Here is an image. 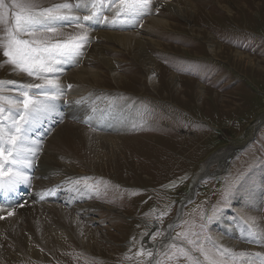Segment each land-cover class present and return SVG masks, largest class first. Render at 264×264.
Returning <instances> with one entry per match:
<instances>
[{"label": "rangeland", "instance_id": "obj_1", "mask_svg": "<svg viewBox=\"0 0 264 264\" xmlns=\"http://www.w3.org/2000/svg\"><path fill=\"white\" fill-rule=\"evenodd\" d=\"M16 3L93 19L55 20L20 33L49 46L87 36L79 54L53 49L51 72L14 71L0 47V163L7 173L0 179L16 170L11 161L26 150L23 131L37 124V151L47 143L57 173L36 186L57 188L59 197L39 203L54 202L69 214L37 207L63 242L49 245L25 227L36 257L7 232L0 264H264V244L234 249L220 241L234 225L242 245L264 242V0H149L143 9L132 0H2L0 41L15 27ZM63 4L72 7H54ZM109 33L138 38L143 52ZM25 92L34 102L28 112ZM89 115L128 119L111 130ZM63 123L117 135L122 151L109 154L111 163L92 165L54 144ZM10 136L18 137L14 149ZM250 211L257 213L256 230L245 216Z\"/></svg>", "mask_w": 264, "mask_h": 264}, {"label": "bare ground", "instance_id": "obj_2", "mask_svg": "<svg viewBox=\"0 0 264 264\" xmlns=\"http://www.w3.org/2000/svg\"><path fill=\"white\" fill-rule=\"evenodd\" d=\"M108 37H110L111 39L113 38V39L119 40L123 42L124 44H127V42L135 43L137 47H140V50H142V47L144 46L143 42L141 43V41L138 38L136 37L133 38L125 34L116 35L114 33H109ZM233 54L236 55L237 60L246 61L247 63H251L249 56L242 54L239 51H234ZM143 56H144L143 59L145 61L144 63L147 65V67L150 68L151 64H150L149 58L145 55ZM114 78L118 79L117 76H115ZM171 78L174 80L177 79L174 74H171ZM58 112H59L58 114L59 118L58 120H55L56 122L61 121L60 115L62 114L60 113V111ZM64 113H67V110L64 111ZM88 117L92 120L93 124L97 122L101 124L100 126L103 129L108 128L111 130L120 129L126 123L128 119V117L126 116H123L121 119H118L117 117L112 116L110 118H107V120L96 118L94 115L93 116L89 115ZM35 121L37 122V119ZM64 124L65 123L57 126L56 130L58 129L59 130L53 136L54 144L62 148L63 150L67 149L69 152L73 153V155L78 156V158L79 157L85 158V160L92 163V165L99 164L100 162L104 165L108 164V162L111 163L112 159L110 160L108 159V157L110 156L109 154H114L116 152L119 153L120 151H122L119 145L121 144L120 142L121 140L119 139V137H117V135L112 136L109 133L100 134V133H95V132H89V131H86L85 129L83 132L81 130L71 128ZM37 130H38L37 124L34 126V128L27 127L26 129H24L23 135L21 136L20 140L24 144L23 148L26 150L25 151L16 150L17 156H16L15 161L17 162L14 163L16 170H9V176L7 178L0 179V183L5 184L4 188H0V200L2 201L0 204L4 206L6 205L9 206L7 211L0 212V217H2L0 218V244H1V240H3V238L5 239L6 236L8 235L7 232H10L11 237H13L18 242L19 248L24 249L26 252L29 253V255L31 254L36 257L37 255H39V252L37 251V248H35L33 244L31 243L32 239H30L29 236H26L24 234L23 230H26L25 227H27L28 229H32L31 231L33 232L34 235H37V233H40L42 236L40 235L39 236L42 237L43 240L49 245L52 244L51 242L53 243L58 242V241L63 242V238H60L62 231L59 234L58 231L54 232L50 230L48 228L50 226H48L45 220L39 216L40 214L37 212L38 211L37 207L43 206V207L52 208L54 209L53 211L57 212L58 215L62 218L66 217L65 214L67 213L64 211V209H61L54 202H52L53 204L51 202L48 204L39 203L41 200H46V199L48 200L53 199L54 201H57L59 197L57 196V192H58L57 188L46 187L45 190L39 191V189H37V186H36L37 184L38 185L43 184L47 186L45 182V177L47 176L53 177L57 173V167L53 166V162L54 163H57V162L53 161V159L50 156H47L45 154L48 151L53 153V150L50 147H48L47 143H45L46 145H44V148L41 149V151H37L38 146H39L37 141L41 138L40 136L42 135V132H37ZM29 134H30V137L28 136ZM32 157H35V158L37 157V160L31 161L30 158ZM66 159H68V161H71L73 158H71V154H69L66 157ZM21 163H25L26 165H23V168H22ZM29 170H31L32 174L29 173L30 172ZM61 179L63 178H59L58 180H61ZM9 181H11V183H9ZM86 206L90 207L91 204H86ZM9 213H11V215ZM248 214L249 215L245 214V216H248L246 217V219H248V222L252 226L253 230H256L259 224V220L257 219V213H255L254 211H250L248 212ZM67 215L69 214L67 213ZM73 217L74 216H72V218ZM22 218H25L24 220H27V221L25 223L23 221L21 222L20 219ZM228 226H229L228 228L231 229L232 233L225 232L223 236H220L221 237L220 241H222L224 245L230 248H234V249L236 248L241 249L243 247L251 248L256 243H258L259 245L264 244L263 241L259 240L258 242L248 241L247 244L244 242L245 245H242V241H245V240L243 239L241 235H238V233H234L236 231V227L234 225H228ZM70 228L73 229V226L70 225ZM241 228H243V225ZM244 229H247V228L244 227ZM2 251L3 250H0V253H2ZM16 253L17 252H13V251L12 252L4 251L3 255H6L7 258H9L10 260H15L18 255Z\"/></svg>", "mask_w": 264, "mask_h": 264}, {"label": "snow or ice", "instance_id": "obj_3", "mask_svg": "<svg viewBox=\"0 0 264 264\" xmlns=\"http://www.w3.org/2000/svg\"><path fill=\"white\" fill-rule=\"evenodd\" d=\"M133 5L138 9L147 8L149 0H132ZM2 0H0V7H2ZM15 7L19 8L20 11L15 17V27L7 30L6 41H0V47L4 48L3 55L8 58L7 63L14 65V71L19 69L20 71L26 72L29 76L33 75V72H51V68L48 61L53 56V49L59 50L60 54H79L82 47L88 42L87 36L82 35L74 38L72 43L45 45L40 41L28 40L20 38L22 31L33 29L37 26L45 27L50 25L55 20H76L81 19L88 21L93 19L92 16L86 17H68V16H57L53 14V9H42L37 12L36 5L34 4H20L16 3ZM55 8H71L69 4L56 5ZM78 7V6H77ZM49 31L52 29L49 27ZM30 34V33H29ZM48 85H53L54 82L47 81ZM35 87H44L43 85H35ZM22 104L26 112L31 111L34 106V102L28 94L22 93ZM4 111L0 107V112ZM16 132H22L20 127L16 128ZM18 137L10 136L8 143L15 147ZM12 149H8L9 155H11ZM5 149L0 146V160L4 158ZM13 160L11 163H16ZM7 175L4 171V164L0 163V177ZM11 183V181H9ZM5 184L0 183V188H4ZM11 215V213H9ZM2 218V217H0Z\"/></svg>", "mask_w": 264, "mask_h": 264}]
</instances>
